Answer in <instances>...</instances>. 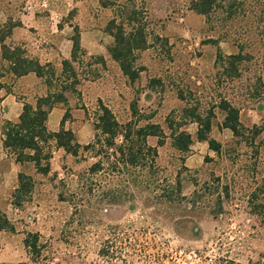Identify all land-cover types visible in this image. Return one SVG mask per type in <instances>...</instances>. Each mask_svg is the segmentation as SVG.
<instances>
[{"label": "rangeland", "instance_id": "1", "mask_svg": "<svg viewBox=\"0 0 264 264\" xmlns=\"http://www.w3.org/2000/svg\"><path fill=\"white\" fill-rule=\"evenodd\" d=\"M219 1L205 16L190 9V0H0L3 38L22 26L47 41L58 37L65 51L62 39L79 35L74 60L71 41L63 59L69 63L55 60L44 69L50 93L61 89L65 97L54 103L61 119L51 118L48 130L69 128L88 143L100 101L119 122H156L165 133L156 171L141 177L130 166L113 173L104 160L100 172L79 179L97 157L82 149L73 156L49 139V171L27 174L31 181L21 192L16 184L5 191L13 206L0 213L25 234L14 264H264V130L252 139L245 130L234 136L217 108L224 97L245 127L264 122V1L253 8L251 0H239L233 19L223 12L229 0ZM124 4L137 9L147 38L129 55L138 69L134 79L107 50V21L118 20ZM253 9L252 23L243 14ZM238 50L252 56L230 78L216 54ZM192 108L202 117L212 109L207 136L219 151L197 139ZM170 122L190 134L186 151L173 144ZM147 141L154 145L156 137ZM32 169L25 162L22 172Z\"/></svg>", "mask_w": 264, "mask_h": 264}, {"label": "trees", "instance_id": "2", "mask_svg": "<svg viewBox=\"0 0 264 264\" xmlns=\"http://www.w3.org/2000/svg\"><path fill=\"white\" fill-rule=\"evenodd\" d=\"M256 1L251 0L250 2L252 7L254 6L253 8L260 4L259 1ZM215 3H221V1L190 0L189 6L193 11L207 16L215 10ZM240 4L242 5L239 0H229L223 11L225 18H235L237 7ZM137 13L138 11L134 7L126 6V4L121 5L117 13L119 19L112 17L106 25V31L112 36V42L107 46V50L119 64L122 72L130 79L137 77L138 69L131 65L129 55L133 50L144 48L147 45L145 26L137 18ZM243 16L252 22L253 18L257 16V11L254 9L248 13L244 11ZM71 40V60H74L75 52L80 46L77 32L72 35ZM0 41L2 42L1 57L9 62V68L13 74L21 75L33 71L44 78V69L50 67L48 63L41 64L37 59L25 56L24 49L18 46L10 47L3 42L2 36H0ZM251 56L249 52L243 53L241 50L228 55H223L218 51L215 62L216 64L220 63L222 73L233 78L239 76L238 67L242 61ZM68 63V60L62 61L63 65ZM48 73L53 74L51 69ZM44 80L48 84L47 78ZM60 87L63 88V85L61 84ZM64 100L65 97L61 93V89L52 93L48 92L46 95L37 97L34 107L24 103L17 122L6 121L4 123L2 145L14 156L16 162L22 164L29 161L34 164L36 171L48 172L51 152L45 151L44 147L49 139H54L57 147L73 156H77L82 149L85 152H92L97 157L79 174V179L83 175L90 176L100 172L103 169L104 160L108 161V168L113 173L124 174L129 166L134 170L133 172H137L139 177L145 173L151 174L156 171L157 147L163 143L165 137V133L158 123L146 121V123L139 125V118L130 119L123 123L119 122L110 108L99 101L93 122L94 137L88 143L81 145L71 129L61 127L57 131H50L46 126L47 115L54 103ZM217 108L224 113L221 125L230 129L234 136L243 134L242 131L245 130L252 139L264 130V122L260 125L252 124L250 127L242 125L238 118V107L224 97L218 102ZM135 112V108L132 107L133 115ZM187 113L198 124L197 139L205 140L210 149L219 151L220 143L207 136V132L210 130V117L208 116H211L212 109L207 111L205 117H202L196 108L188 110ZM168 128L171 131L173 144L179 150L186 151L191 142L190 134L183 129H173L171 122L168 123ZM148 137H156V144L148 143ZM30 181L31 177L20 171L17 175L16 192H21L27 188ZM139 181L141 183L143 179H139ZM87 190H91V187H88ZM58 198L65 200L62 193L58 194ZM3 227L13 229L6 216L0 213V228Z\"/></svg>", "mask_w": 264, "mask_h": 264}, {"label": "crops", "instance_id": "3", "mask_svg": "<svg viewBox=\"0 0 264 264\" xmlns=\"http://www.w3.org/2000/svg\"><path fill=\"white\" fill-rule=\"evenodd\" d=\"M2 26L1 23L0 27ZM80 33L82 34V32ZM54 39V41L53 39L47 41L37 32H29L28 29H24L22 26H14L11 33L3 38V42L9 43L10 47L18 44L24 49L25 56L37 59L41 64H51L55 60L60 61L69 58L70 42L72 41L69 37L62 39V42L67 44V49L62 51L58 37H54ZM1 45L2 42L0 41V163L6 165L0 169V191H2L0 192V212L3 213L6 212V208L13 206L10 199H7L9 192L5 194V191L14 187L15 184L17 185V175L20 171L22 172L25 163L16 162L14 156L3 147L4 123L6 121L17 122L23 104L28 103L34 107L37 97L46 95L50 92V89L44 78L33 71L21 75L13 74L9 68V62L1 57ZM55 110L56 107L53 106L49 111L46 125L49 124L51 118L57 119V121L61 119L60 112L57 113ZM35 170L33 164L32 171L25 174L33 175ZM11 183H14V185L11 186ZM10 222L13 225L12 230L0 228V264H14V256H20L26 248L24 232L16 227L14 221Z\"/></svg>", "mask_w": 264, "mask_h": 264}]
</instances>
